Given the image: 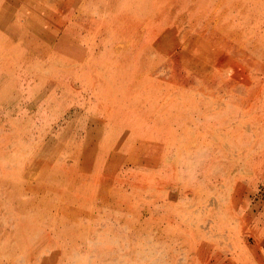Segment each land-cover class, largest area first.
I'll use <instances>...</instances> for the list:
<instances>
[{
  "label": "rangeland",
  "instance_id": "rangeland-1",
  "mask_svg": "<svg viewBox=\"0 0 264 264\" xmlns=\"http://www.w3.org/2000/svg\"><path fill=\"white\" fill-rule=\"evenodd\" d=\"M0 264H264V0H0Z\"/></svg>",
  "mask_w": 264,
  "mask_h": 264
}]
</instances>
